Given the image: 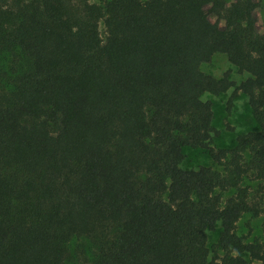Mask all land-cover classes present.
<instances>
[{
  "label": "trees",
  "instance_id": "1",
  "mask_svg": "<svg viewBox=\"0 0 264 264\" xmlns=\"http://www.w3.org/2000/svg\"><path fill=\"white\" fill-rule=\"evenodd\" d=\"M258 7L0 0V58L12 63L0 81L14 89L0 104V264H65L70 242L106 223L120 231L95 264H264V242L236 231L244 214L260 215L244 178L264 183ZM217 54L249 77L203 73ZM231 89L228 110L242 93L259 130L223 150L202 97ZM185 148L207 150L223 171L184 170ZM218 225L224 256L212 258Z\"/></svg>",
  "mask_w": 264,
  "mask_h": 264
},
{
  "label": "rangeland",
  "instance_id": "2",
  "mask_svg": "<svg viewBox=\"0 0 264 264\" xmlns=\"http://www.w3.org/2000/svg\"><path fill=\"white\" fill-rule=\"evenodd\" d=\"M107 0H92V3L102 4ZM244 0H226L227 5ZM258 9L255 16L258 19V30L264 33V0H255ZM212 25L219 27L220 30L225 28L223 22L218 21L214 16L209 17ZM100 31L105 37V28L100 25ZM12 63L9 58H0V71L8 73ZM201 70L206 75L213 76L217 80H222L226 75L240 85L249 75L243 74L237 68L232 66L226 55L217 54L209 63L201 66ZM13 87L8 85L4 80L0 81V104H3L9 95L13 92ZM234 92L231 89L227 93L220 95L205 94L202 97L204 102L213 104L214 122L213 126L217 134L213 138V147L223 150H232L237 145V138L241 135L257 132L259 127L252 117L248 99L242 93L234 100L230 110H228L229 100ZM185 160L181 167L184 170H194L199 167H209L217 171H223V166L216 164L210 157L207 150L201 149H184ZM242 188L249 191V202L252 207L259 210L260 215L255 217L252 213L244 214L237 225V233L243 237L247 243L264 242V183L255 178L254 173L248 174L242 184ZM235 190L222 192L224 201L232 197ZM120 223H106L94 230L87 236L74 238L69 245V252L65 264H95L103 246L115 240L120 231ZM221 226L218 225L214 232L209 233L208 247L211 251V257H223L224 252L218 247L219 233ZM251 261L249 256L245 257ZM255 264H260L255 262Z\"/></svg>",
  "mask_w": 264,
  "mask_h": 264
}]
</instances>
